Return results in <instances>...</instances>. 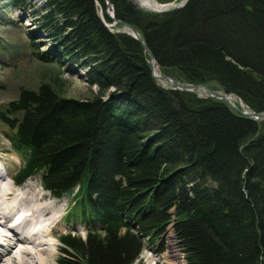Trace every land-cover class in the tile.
Masks as SVG:
<instances>
[{
  "label": "trees",
  "instance_id": "trees-1",
  "mask_svg": "<svg viewBox=\"0 0 264 264\" xmlns=\"http://www.w3.org/2000/svg\"><path fill=\"white\" fill-rule=\"evenodd\" d=\"M46 1L36 17L54 52L38 57L87 69L98 90L64 96L56 75L22 87L0 119L25 159L17 179L40 174L55 196L73 194L67 219L90 227L60 237L57 264H141L172 223L186 264H264V119L162 86L143 44L105 24L113 9L163 75L216 82L264 113V0H188L160 13L134 0Z\"/></svg>",
  "mask_w": 264,
  "mask_h": 264
},
{
  "label": "rangeland",
  "instance_id": "rangeland-1",
  "mask_svg": "<svg viewBox=\"0 0 264 264\" xmlns=\"http://www.w3.org/2000/svg\"><path fill=\"white\" fill-rule=\"evenodd\" d=\"M147 1L151 2L155 8L150 7ZM183 1L134 0L141 8L159 13L182 6ZM27 3L29 6L26 5L16 8L12 5V0H0V109H4L10 101L18 97L22 87L37 89L38 85L43 81L54 84L53 78L56 75L61 80L58 85L64 96L75 98L90 97L91 91L96 92L98 88L91 86L87 80V69L79 68L77 65H71L66 61L52 63L40 60L38 57L40 51L54 52L52 39L49 38V35L45 31L41 30L39 20L36 17V12L46 8L47 1L28 0ZM101 12L99 7L100 17ZM105 24L109 27L110 23L107 24L105 22ZM110 26L109 28L114 31L126 30L123 26L120 27L119 24L115 25L113 23ZM157 81L162 86H171L169 83ZM208 86L214 88L218 87V84L211 82ZM195 90H197L200 96H203L204 92H207L204 88H195ZM234 100L237 103L239 102V99L236 97ZM242 110L245 111L246 108H242ZM6 131L7 126L0 119V159L12 179L22 165V157L13 151L11 143L5 135ZM9 181L13 183V181ZM33 183L40 186V178L35 177L25 183L26 185L23 188L24 192H30L27 197L30 199H34L35 197L39 198L38 193L40 192L42 199L39 198L38 205H41V207L42 205L49 207L51 211L47 218L52 215L60 216V221L57 225L50 228L55 233L51 239L58 243L56 244L57 252L55 258L57 264V259L61 255L60 248L63 246L59 239L61 234L73 232L82 235V238H84L85 230L80 224L75 226L67 223L66 215L71 206L68 196L58 198L43 186L41 187L44 189V192L36 189ZM34 191L36 194H34ZM1 240H4V238H1ZM170 245L176 248V258H170L168 256ZM136 263L186 264L185 254L174 232L173 223L167 227L165 233L159 240L145 246Z\"/></svg>",
  "mask_w": 264,
  "mask_h": 264
},
{
  "label": "bare ground",
  "instance_id": "bare-ground-1",
  "mask_svg": "<svg viewBox=\"0 0 264 264\" xmlns=\"http://www.w3.org/2000/svg\"><path fill=\"white\" fill-rule=\"evenodd\" d=\"M186 3L184 0L182 6H184ZM147 4L150 7L155 8L151 2L147 1ZM106 7L107 9L109 7L113 8L111 4L107 3V0ZM110 18L114 21L115 25L121 24L119 22H116L112 18V16H110ZM101 19L103 20L102 12ZM109 27L111 26L109 25ZM155 67H157V64L153 59L151 67L152 74L154 71L155 75L157 76V80H159L160 82H166L171 84V89H174V84H172L171 81L161 79L163 74L160 72V70H158V67ZM226 95L227 98L233 103H235L234 98H238L235 95ZM227 104L229 105L228 102ZM261 119L262 118H258V120ZM10 178L11 177L7 172L6 167L1 162L0 264H56V244L58 243L54 242L53 239H51L52 237H54L55 233L50 228H53L57 225V223L60 221V216L58 217L57 215H52L51 217L47 218V216L50 215L51 211L49 207H45L43 205L41 207V205H38L39 198L42 199V195L40 194V192L38 193L39 198L35 197L34 199H30L29 197H27L30 192H24V187H22L21 191H16L17 189L14 186V182L16 181L13 179V183L10 181L8 182ZM34 194H36L35 191ZM13 211L19 213L17 215H20V221H15L14 218H12V213H14ZM21 227L27 228V231L30 233L29 239H27L26 237H19V230L21 229ZM1 238H4V240L6 241L1 240ZM175 249L176 248L173 245H170V251L168 252V256L170 258H176L177 254Z\"/></svg>",
  "mask_w": 264,
  "mask_h": 264
},
{
  "label": "water",
  "instance_id": "water-1",
  "mask_svg": "<svg viewBox=\"0 0 264 264\" xmlns=\"http://www.w3.org/2000/svg\"><path fill=\"white\" fill-rule=\"evenodd\" d=\"M188 0H185V3L187 2ZM107 3L108 4H111L110 0H107ZM112 18L116 21V22H119L121 23L125 28V32H127L128 34L132 35L133 37H135L136 39H138L144 46L145 48V51L149 54L150 56V60H149V63L152 67V60L154 59V55L152 54L151 50L149 49L148 45L145 43L144 39L141 37L139 31L130 23H127V22H124V21H121L119 19H117L115 17V14H114V11H113V15H112ZM153 76L154 78L157 80V76L155 75L154 71H153ZM161 79H164V80H168V81H171L172 84H174V88L175 89H180V90H183V91H194L196 92L195 88H204L206 89L209 93H204L206 94L208 97H217V98H222L224 99L226 102L229 103L230 106H232L233 108L235 109H238L236 107L235 104H233L228 98H227V95L226 94H222L221 92H219L218 90H215L211 87H209L208 85L206 84H190V83H182L180 81H178L177 79H175L174 77L170 76V75H167V74H164ZM241 111V110H240ZM242 112V111H241ZM250 116H256L257 118H264V113H259V112H256V111H252L250 113H248Z\"/></svg>",
  "mask_w": 264,
  "mask_h": 264
}]
</instances>
